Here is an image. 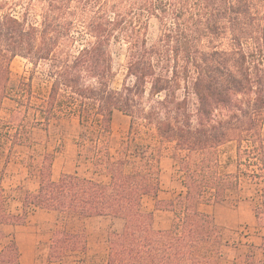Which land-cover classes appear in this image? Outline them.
<instances>
[{"label": "trees", "instance_id": "obj_1", "mask_svg": "<svg viewBox=\"0 0 264 264\" xmlns=\"http://www.w3.org/2000/svg\"><path fill=\"white\" fill-rule=\"evenodd\" d=\"M10 2L13 9L0 16V108L11 98L17 105L11 117L19 120L20 107L31 105L33 74L20 80L14 94L9 91L11 64L22 57L50 83L38 106L44 121L36 125L76 117L79 146L110 178L63 172L55 179V153L47 152L38 190L24 191L22 213L6 210L0 188V223H25L32 207L72 218L111 215L125 225L110 233L105 264H219L224 231L200 205L223 203L247 177L258 187L253 211L264 227V0ZM15 7L23 9L21 15ZM152 19L159 32L149 43ZM113 41L126 45L127 73L120 86H114ZM116 111L130 118L129 138L112 153ZM134 134L172 146L184 193L159 198L161 148L145 143L132 149ZM6 135L12 145L28 144L19 126ZM231 142L236 168L229 171L222 169L220 152ZM145 196L155 199V210L173 212L169 228H155L154 211L143 209ZM8 239L0 264H21L15 238ZM87 244L85 230L57 228L48 260L62 261ZM234 264L264 259L250 251Z\"/></svg>", "mask_w": 264, "mask_h": 264}, {"label": "rangeland", "instance_id": "obj_2", "mask_svg": "<svg viewBox=\"0 0 264 264\" xmlns=\"http://www.w3.org/2000/svg\"><path fill=\"white\" fill-rule=\"evenodd\" d=\"M11 0H0V4L5 5V9H0V16L13 9ZM16 13L21 15L23 9L15 7ZM158 23L155 19L150 20L148 30V41L152 43L158 36ZM114 68L117 76L114 80V86H120L126 76V45L113 41L111 44ZM12 75L9 91L14 94L19 82L23 78H28L33 74V93L30 106L20 107V114H17L19 120L12 118V113L17 109L15 101L11 98H5L0 108V154L9 158L13 154H28L32 158L27 159V165L30 164L31 175L38 174L43 161V155L47 152L59 154L56 160V167L64 166L67 170H76L81 175L91 177L99 181L106 182L110 176L103 167H96L91 159L87 157L84 146H79L78 140L81 132V125L76 117H52L48 125H36L38 121H44V113L38 106L43 102L49 93L50 83L40 70H33V66L22 57H16L12 64ZM131 80V79H130ZM22 125V126H21ZM24 138H28V144L12 145L6 134L14 133L17 127ZM130 118L121 112L116 111L110 135L109 146L112 153L121 146L123 140L129 138ZM8 132V133H7ZM137 136V137H136ZM134 134L135 140H132V149L138 145L152 143L160 146L161 150V187L159 198L163 200L172 199L179 194L184 193L185 188L182 183V173L178 169L175 159L172 157L173 148L169 144H159L152 135ZM82 139V138H81ZM80 139V141H81ZM90 143L89 138L84 137ZM61 154H66L64 159ZM77 154L82 157L77 159ZM221 163L224 170H235L236 161V143H227L221 148ZM167 158V160L165 159ZM162 159H164L162 161ZM80 161V162H79ZM96 174L98 176H96ZM7 175V174H6ZM54 173L53 178H58ZM4 177V174H3ZM6 177V176H5ZM4 206L8 197H23L24 191L19 187L6 190L3 188ZM258 187L245 177L238 190L231 191L223 203L201 204L202 211L212 214L216 222L223 228L224 244L223 257L219 264H234L236 260H241L244 256L254 251L258 258L264 259V249L259 248L264 236V227H261L254 216V205L260 200ZM143 209L153 210L154 226L157 229L170 227L173 220V212L155 210V199L151 196H145L143 199ZM66 217V216H65ZM68 220L72 217L67 216ZM67 228L71 231H81L82 227L76 222H65L59 228ZM167 229V228H166ZM84 230V229H83ZM87 234V233H86ZM88 236V234H87ZM9 239L5 240V243ZM4 243V244H5ZM2 243H0L1 249ZM88 246V244H87ZM107 245L98 248V251L88 250L75 251L68 254L62 261L51 262L48 260L49 246L41 243L36 254L35 261L25 254L21 256V264H105L107 260Z\"/></svg>", "mask_w": 264, "mask_h": 264}, {"label": "crops", "instance_id": "obj_3", "mask_svg": "<svg viewBox=\"0 0 264 264\" xmlns=\"http://www.w3.org/2000/svg\"><path fill=\"white\" fill-rule=\"evenodd\" d=\"M58 156L59 154H55L53 174L57 173L60 175L63 172L79 173L76 170H67V168L64 166L56 167V160L58 159ZM78 156L79 155L77 154V159H79ZM7 157H3V155L0 154V188L2 187L6 190H9L22 187L31 192H36L40 184L39 175H31L30 164L27 165V159L32 158V156H28V154H13L9 156V158ZM61 157L64 159L66 154H61ZM165 159L167 160V158ZM163 160L164 159H162V161ZM96 176L98 175L96 174ZM5 208L9 213L12 214L22 213L23 197L19 195L16 197H8L5 202ZM158 211L172 212L169 210ZM65 220L70 222L75 221L77 225H80V227L85 230V232L88 234L87 247L88 250L92 251H98L99 247H102L104 250V246L106 245L108 247V237L110 233L121 232L125 225L123 218L111 215L70 218L68 220L67 217L63 216L57 211L32 207L28 212L25 223H0V232L2 233L0 243L3 244L1 245V249L5 245L4 243L6 239L14 237L19 246L21 256L25 254L31 258V261L34 262L41 243H45V245L49 246L53 231L59 228V226L62 225ZM166 228L168 227L162 229Z\"/></svg>", "mask_w": 264, "mask_h": 264}]
</instances>
